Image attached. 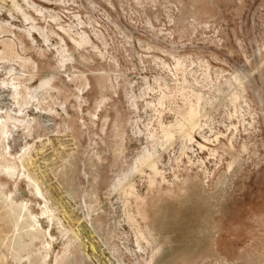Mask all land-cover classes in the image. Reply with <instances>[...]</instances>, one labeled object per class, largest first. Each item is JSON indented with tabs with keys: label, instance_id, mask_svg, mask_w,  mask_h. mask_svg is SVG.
<instances>
[{
	"label": "rangeland",
	"instance_id": "obj_1",
	"mask_svg": "<svg viewBox=\"0 0 264 264\" xmlns=\"http://www.w3.org/2000/svg\"><path fill=\"white\" fill-rule=\"evenodd\" d=\"M0 264H264V0H0Z\"/></svg>",
	"mask_w": 264,
	"mask_h": 264
}]
</instances>
